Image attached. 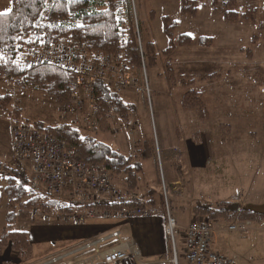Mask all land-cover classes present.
Segmentation results:
<instances>
[{
    "label": "rangeland",
    "instance_id": "obj_1",
    "mask_svg": "<svg viewBox=\"0 0 264 264\" xmlns=\"http://www.w3.org/2000/svg\"><path fill=\"white\" fill-rule=\"evenodd\" d=\"M11 1L0 0L2 5L8 4V7L0 8V12L9 10ZM132 1L141 23L143 41H151L156 52L154 66H143L142 80L137 81L141 87L148 86L149 98L147 93H139L135 88L121 94L134 96L142 114L139 127L136 113L130 116L136 124V148L130 147L126 151L124 148L127 147L124 145L118 147L123 144V138L120 136L124 135V129H118L121 122L117 115L114 116V122L117 124L114 125L117 128L115 135L111 129L107 130L108 132L88 129L82 119L85 108L67 111L69 109L65 106L68 101L57 106L41 92L30 91L27 97L19 98L17 104L12 101V107L20 109L19 117L23 120H38L47 125L60 122L72 124L83 134L88 133L102 139L109 145L120 148L125 154L131 156L134 153L131 162L138 161L137 157L140 155L136 154V149L138 141L143 142L141 132L139 134L141 129L145 139L149 140L151 147L153 146L155 157L142 159V169L137 174L138 188L143 196L152 192L156 196L159 195V200L161 197L166 198L178 222V219L186 222L190 217L191 221L198 218L190 212L194 202L210 205L223 200H233L238 207L250 206L258 210L264 208V0L237 1L239 12L248 9L254 13V22L224 20L222 13L227 7L225 0H217L214 4L212 0H199L194 17L181 13L179 0ZM163 15L169 16L170 24L174 22L171 31L175 47L167 55L163 53L168 45V37L163 29ZM260 22L262 28L257 27ZM179 34L189 35L191 44H179ZM206 36L211 39L204 38L203 44L199 43V38ZM248 49L249 56L246 54ZM109 57L115 66L114 72H122L124 63L119 64L112 56ZM167 62L171 73H167ZM212 70H215L213 76L216 75L212 81L205 79L206 77L201 78L205 72ZM167 75L170 77L167 78ZM104 76L105 82H108L116 80L118 75L107 71ZM110 85L111 83L108 86ZM14 88L11 85L7 93ZM190 89L194 91L189 92L183 101L181 97ZM22 93L27 92L22 90ZM199 114H203L201 117L205 120H199ZM3 116L7 117L4 113ZM183 116H187L188 124L180 128L179 137H176L174 130L182 122ZM217 123L230 126L227 135L223 134L226 129L223 127L221 131H214ZM195 136L209 156L207 166H191L184 162L187 157L181 154V171L176 170L175 166L172 169L175 181H179L176 185L178 190H172L175 185L167 180L170 173L169 164L164 160L159 161V142L161 147H179L188 140H195ZM9 158H6V162L2 161L7 166L11 162ZM181 173L182 181L179 180ZM164 178L168 186L165 189ZM0 185H4V180H0ZM16 213V220L11 223V229L28 230L31 225L44 223L45 228H38L36 225L33 229L37 236L45 238H49L52 232V229L46 226H51L52 222L56 223V219L58 220L56 217L48 221H43L39 216L32 218V212L25 209L17 210ZM5 215V196L1 188L0 238L6 227ZM222 220L210 221L218 231L217 238L227 242L228 253L229 248L234 246V252L230 254L237 255L239 262L235 258L236 263L264 264V225L255 222L247 229L231 231L227 226L238 223L240 219L230 222ZM182 235L183 231L180 230V234L176 235V242ZM241 236L244 237L243 240L239 238ZM235 243H239L238 246H235ZM52 248H55L54 245ZM74 259L76 257L55 264H72ZM29 260L24 263L32 264L33 262L28 263Z\"/></svg>",
    "mask_w": 264,
    "mask_h": 264
},
{
    "label": "trees",
    "instance_id": "obj_2",
    "mask_svg": "<svg viewBox=\"0 0 264 264\" xmlns=\"http://www.w3.org/2000/svg\"><path fill=\"white\" fill-rule=\"evenodd\" d=\"M216 1L211 2L214 4ZM225 1L227 7L222 13L224 20L255 21L254 13L248 9L239 12L236 6L238 0ZM198 2L199 0H179V9L182 14L194 17ZM10 9L11 11L0 12L5 13L0 15V77L17 89L45 94L57 106L69 101V84L74 72L60 69L47 62H35L24 67L22 62L27 52L38 48L40 42L59 47L71 44L87 55L112 56L119 64L124 63L121 70L129 72L138 82L142 80L143 66L148 68L155 64L156 52L153 43L143 41L141 23L132 0H12ZM162 23L164 33L168 37V45L163 50L167 55L175 47L171 31L174 22L170 24L169 16L163 15ZM257 27H263L261 22ZM178 37L179 44H191L189 35L179 34ZM204 38L211 39L207 36L200 37L199 43L203 44ZM246 54L249 56L250 49ZM168 64L167 62L166 66ZM168 72L171 73L169 65ZM168 77L170 75H167ZM94 85L96 88L94 114L97 122L94 130L106 132L111 127L107 121V102L116 105L115 114L121 122L126 121L135 112L134 101H125L123 96L115 93L102 78L96 80ZM192 91L194 90L185 91L182 100H186V95ZM0 108L8 115L13 114L16 121L53 134L67 145L74 146L76 159L104 165L113 182H120L127 189L137 187L139 179L137 173L141 166L139 162H131L132 156L112 147L102 139L88 133L83 134L78 127L67 122L47 125L38 120H23L19 117L20 109L12 107L9 93L0 97ZM201 112H204L203 108ZM222 127L226 128L223 134L227 135L230 126L222 123L219 128ZM142 144L141 154H150L153 147L149 140L144 138ZM0 174V180H4V185H0V194L3 188L6 209V227L0 238V253L6 247H10L14 257L24 262L32 257V245L28 230L11 229V223L16 220L17 210L25 209L32 212L37 209L43 213L75 212L79 211L81 206L66 199L34 192L30 188L28 173L18 172L1 161ZM136 204L133 201L125 203ZM121 206L122 204L115 203L94 205L96 208L106 209ZM192 210L193 215L198 218L223 219L229 222L234 219L250 220L264 225V212L250 206L238 207L233 200H223L210 205L199 203L194 205ZM2 264L15 263L12 260H5Z\"/></svg>",
    "mask_w": 264,
    "mask_h": 264
},
{
    "label": "built area",
    "instance_id": "obj_3",
    "mask_svg": "<svg viewBox=\"0 0 264 264\" xmlns=\"http://www.w3.org/2000/svg\"><path fill=\"white\" fill-rule=\"evenodd\" d=\"M33 43V40L30 38ZM34 45V44H33ZM35 62H47L60 69L74 72L69 84L70 98L65 107L67 111H78L85 108L82 115L88 129H93L95 120V81H105V74L110 71L118 75L116 80L105 82L115 93L122 94L130 88L139 93L145 92L149 98L148 86L141 87L127 72H114L115 66L109 56L87 55L73 45L59 47L53 44L40 42L38 48L27 52L22 65L27 67ZM14 88L9 92L10 99L17 104L19 98L27 97L30 92ZM116 105L107 102V121L111 124V132L117 135V124L114 122ZM11 118V162L10 167L21 173H28L30 188L48 196L66 199L80 205L81 209L75 212L43 213L37 209L32 211V218L39 216L43 221L52 217L63 222H73L77 225H86L95 219L127 221L132 218L158 217L164 221V231L173 243L174 237L180 233L175 218L167 204L157 208L150 203L125 205L136 198L134 191H122L113 182L108 169L104 165L86 163L76 159V148L67 145L53 134L43 132L29 124ZM121 122V121H120ZM118 129L127 130L129 139L135 144L136 124L133 118L118 125ZM100 203L122 204L119 208H96ZM57 220V219H56ZM249 221H241L227 226L228 230L241 231L250 226ZM215 227L208 218L192 220L183 229V257L186 264H237L236 259L220 253L213 245ZM118 236L112 232L108 237L99 238L95 242L86 243L82 247L65 254H58L44 259L37 264H55L62 259L88 249L98 242ZM140 252L137 248L119 246L105 251H95L91 255L74 261L72 264H141ZM173 263L176 264L174 258Z\"/></svg>",
    "mask_w": 264,
    "mask_h": 264
},
{
    "label": "crops",
    "instance_id": "obj_4",
    "mask_svg": "<svg viewBox=\"0 0 264 264\" xmlns=\"http://www.w3.org/2000/svg\"><path fill=\"white\" fill-rule=\"evenodd\" d=\"M8 7L7 5H2L0 2V8H6ZM212 68V67H211ZM215 70L212 71H207L204 73V75L201 76L203 79H211L212 81L213 78L216 77L213 76L215 73H213ZM212 75V76H211ZM11 88V84L4 78L0 77V97L7 93ZM206 91H208V88H206ZM128 98V99H127ZM182 98V97H181ZM123 99L125 101H134L136 104L135 112L136 113V118L138 121V127L140 124V118L142 114L139 111L138 103L136 100H134V96L132 95H124ZM183 105V103H182ZM185 106V105H183ZM3 113L6 114L7 117L3 116ZM5 117V118H4ZM198 119L202 120L204 119L201 117V115H198ZM187 116H183L182 122L179 123L178 128L174 130L175 136L179 137V130L185 124H188L187 122ZM205 120V119H204ZM221 123H217L215 125L214 131L218 132L221 129L219 128V125ZM108 132V131H107ZM141 132V137L142 140L145 138L143 132L141 129H139V134ZM212 131V133H215ZM124 135L120 136L123 138V144L118 145V147L121 145H124L127 148H124L126 151L131 149L136 148V143L133 144L131 139H129L127 130L124 129ZM197 135H199L197 133ZM118 137V138H120ZM139 138H137L138 141ZM143 142L138 141L137 149H136V154L138 155L137 159L140 163V170L142 169V159L147 158L149 156H154L155 157V151L152 149V152L150 154H141V148L143 146ZM201 143L197 141V137L195 136V140L191 139L185 142L182 146L180 145L179 147L174 146V147H161V144L159 142V151H158V156H159V161H166L167 164H169V171L171 173H168V178L169 183L175 185L172 190L175 189L178 190L177 182L178 180L175 181L174 179V174L172 172L173 167L175 166L176 170H179V158L180 155H184L187 157V159L184 161L185 163H189L191 166L196 165V166H204L206 168L207 161L209 160V156H207V153L204 151L203 148H201ZM113 147V146H112ZM114 147L120 150V148ZM153 147V146H152ZM135 150V149H134ZM11 122H10V117L9 115L2 109L0 108V161L6 162V158L10 157L11 158ZM129 154H132L129 152ZM134 155V153L132 154ZM131 155V156H132ZM135 156V155H134ZM9 158V159H10ZM206 165V166H205ZM178 167V168H177ZM139 170V171H140ZM138 171V172H139ZM181 169L179 170V172ZM138 174V173H137ZM165 175V172H164ZM180 181H182V176L183 174H180ZM139 177V175H138ZM139 180V179H138ZM164 184L163 187L165 189L168 188L166 185L165 178L163 180ZM166 182V183H165ZM114 184L121 189L122 191L128 192V191H134L136 194V198L133 200V202L137 203H150L153 206L157 208H162L164 204L167 202L170 210L171 207L169 205V201L164 197H161L159 200V195H155V193H150L148 196H143L141 191L137 187L134 189H127L124 187V185L120 182L114 181ZM201 202H194L191 205L190 212L191 215H193V206L196 204H199ZM172 214V212H171ZM173 216V214H172ZM174 217V216H173ZM175 218V217H174ZM191 219V217H190ZM188 220L186 222H183L181 219H178L179 222L176 220L177 226L179 230H182L188 226V224L191 222V220ZM240 220L239 222H241ZM249 221L250 223L253 222L250 220H245ZM51 226H46L50 227L52 229L51 235L49 238H45L43 236H37L36 232H34L33 227H38V228H45L44 223H36L34 225H31L30 228L28 229L29 232V240L32 245V258L29 260L28 263L33 262V263H38L41 262L44 259H47V257H50L52 255H58V254H65L69 253L72 250H75L79 247H82L86 243H91L97 241L99 238L102 237H108L112 232H118V236L116 237H111L105 240L104 242H98L92 247L88 249L81 250L78 253L71 254V256H68L58 263H62L64 260L71 258V257H76V259L73 260L76 261L78 259L84 258L88 255H91L95 251H105L110 248L114 247H119V246H125V247H133L137 248L140 252L141 256V264H174L173 260L174 258L176 259V264H186V261L183 257L184 254V245H183V235L182 237L178 238V242H176L174 237L173 243L171 240L167 237L165 231H164V221L161 218L158 217H149V218H142V217H136L129 219L127 221H112V220H103V219H95L88 221L86 225H77L73 222H59L56 220L55 222H52ZM44 225V226H43ZM251 225V224H250ZM249 227H246L247 229ZM217 233L215 228V232L213 235V245L215 248L223 254H227L230 256H233L234 258L238 259L237 255H232L230 252H234V246H231L232 248H229V253L227 252L226 244L221 239L217 238ZM180 234V233H179ZM177 234V235H179ZM44 238V239H43ZM240 239H244V237H239ZM239 243H235V246H238ZM52 245H54V249L52 248ZM54 251V252H52ZM50 252V253H49ZM48 253V254H47ZM14 258V254L12 253L10 247H6L3 252L0 253V264H2L3 261L5 260H12L15 262V264H26L22 261H17V259ZM239 262V259H238ZM32 263V264H33Z\"/></svg>",
    "mask_w": 264,
    "mask_h": 264
},
{
    "label": "water",
    "instance_id": "obj_5",
    "mask_svg": "<svg viewBox=\"0 0 264 264\" xmlns=\"http://www.w3.org/2000/svg\"><path fill=\"white\" fill-rule=\"evenodd\" d=\"M258 211H260V212H264V208H261V209H259Z\"/></svg>",
    "mask_w": 264,
    "mask_h": 264
},
{
    "label": "snow or ice",
    "instance_id": "obj_6",
    "mask_svg": "<svg viewBox=\"0 0 264 264\" xmlns=\"http://www.w3.org/2000/svg\"><path fill=\"white\" fill-rule=\"evenodd\" d=\"M7 11H11V9H9V10H7ZM3 14H5V13H0V15H3Z\"/></svg>",
    "mask_w": 264,
    "mask_h": 264
}]
</instances>
